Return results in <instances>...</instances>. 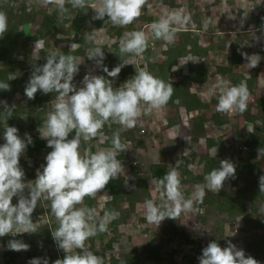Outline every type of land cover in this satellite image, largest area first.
<instances>
[{
  "label": "trees",
  "instance_id": "obj_1",
  "mask_svg": "<svg viewBox=\"0 0 264 264\" xmlns=\"http://www.w3.org/2000/svg\"><path fill=\"white\" fill-rule=\"evenodd\" d=\"M210 1L211 3L208 2L207 5L205 3L203 8H208L212 4L218 5L220 0ZM223 1L226 5L224 9L235 2V0ZM90 2L99 3V0H88V7L83 10L74 9L70 4H66L69 12L61 15L56 11L54 4L46 2L40 4L39 0H0V11L6 13L9 29L0 39V81H7L11 89L0 90V101L6 102L8 106L13 104L16 106L12 117L7 120L8 126L16 127L21 138L28 133L33 140V144L27 147L19 161L25 172V181L34 180L37 169H41V166L32 163V159L41 155L43 151L46 154L51 151L46 146V140L40 138L39 131L47 112L56 102L57 94L55 92L42 94L38 91L35 98L29 100L24 92L19 94L20 88H25L33 67L43 65L48 54L53 52L72 54L78 58V55L71 51V46L78 45L75 48L85 46L88 49L100 46L105 56L103 65L107 66L109 71L120 64L121 59L131 63L125 65L118 77L113 80L114 88L122 86L140 70L148 71L155 77L172 83L173 95L163 109L157 110L160 114L157 124L165 122L166 127L171 128L175 133L181 122L179 113L183 111L188 117L186 122L189 138L183 137L180 145L176 146L174 136L164 138L161 133L154 135L153 128L146 122L151 113L140 116L142 121L136 126L140 134L142 133L140 137L134 135L135 127L126 129L109 121L96 138L88 142L82 141L81 154L111 148L113 133L119 131L121 141L128 148L117 156L118 160L126 163L122 166L124 172H121L118 178L110 180L106 188L95 196L85 197L84 204L77 207L86 205L94 209L93 207L96 206L99 216H103L106 210H119L124 219H128L134 214L135 209H139L138 205H144L141 208L145 210L147 200H152L156 204L161 203L160 196H152L151 188L154 185L151 181L157 182V179H161L173 167H177L181 174V191L186 198L192 197L197 185L206 184L205 176L212 169L219 167L222 160L227 159L235 164L236 176L225 181L219 193L206 189L203 203L196 205L197 211L184 212L176 220L166 218L162 221L157 242L132 241V235L115 219L108 225L107 232H98L86 242L89 249L101 256L104 264H122L123 261L125 264H171L163 249L174 242L177 249H181L182 246L187 247L179 264H199L198 257L209 241L216 240L221 247L227 246L230 237L225 232V228L230 231L238 229L242 234L252 230L256 237L254 235L252 239L250 236L239 248L244 249L246 255L252 256L260 264L261 262L264 264V192L259 191V177L264 175V95L258 96L254 105L247 104V110L243 113L217 112L220 89H216V95H210L214 86L211 82L215 75L221 77L220 80L229 81L231 85L246 83L250 95L254 91L256 68H249L247 73L241 72L235 66L236 55L257 53L263 56L261 52L264 48V4L258 1L252 3L238 1L235 15L227 13L217 19L223 23L225 21L222 20L228 16L225 29L221 31L209 30L214 25L206 24L202 19V7L194 5L190 14L196 28L193 29L189 25L186 30L176 34L174 43L168 44L153 36L150 25L159 20L158 14L147 13L146 6L141 16L132 24L119 27L114 26L107 17L103 20L93 19L95 15L92 13ZM161 2L167 4L168 8L179 6L171 0H161ZM186 3L188 7L191 4L190 0ZM238 16L241 17L240 21L235 19ZM247 16H250L252 23L255 24L252 29L247 28ZM37 17H39L38 21H36ZM137 21L143 27L142 31L149 36L148 47L140 56L132 54L122 56L119 50L120 41L125 32L139 31L140 26H135ZM240 23H243L244 28L237 27ZM205 24L208 27L206 29ZM202 25L203 31H209L212 37L207 44L199 42ZM24 26L29 29H24ZM96 33L100 35L98 43L94 42L93 38ZM35 42H40V46L32 49ZM225 51L227 54L224 63L213 61V55ZM156 54H159L160 59L152 60V56ZM83 58V62L79 65V73L74 77V83L78 87L81 86L80 82L84 75L89 73L91 62L95 65L87 55H83ZM261 64H264V59H261L258 65ZM174 67H177L176 71H172ZM91 74L106 76V73L98 67ZM13 76L16 78L8 80ZM3 107L4 105L0 104V144L4 143ZM249 110L253 111L252 116L246 114ZM240 117L251 123L248 131L240 129ZM209 126L215 129L226 126L231 131L230 142L225 141L222 133L206 137ZM74 134L73 131L69 139ZM153 137L164 144L159 150L160 160H150L143 156L144 160L137 163L132 159L129 150L146 148ZM200 138L205 140L204 152L196 149V142ZM215 147L217 154L214 158L212 150ZM241 147H245V151H242ZM188 184L191 185L190 190ZM224 201L228 203L231 215L219 214L213 219L210 216L212 210ZM12 203H17L16 197L13 198ZM36 209L32 218L36 214L39 220L44 221L36 233L0 237V264H29L32 258L41 256L42 249L47 250L45 258L48 259L49 264L64 257L63 251L57 253L58 246L51 236V231H54L59 224L50 211V202L41 200ZM185 216H190L193 221L204 216L209 220V228L201 229L196 234L197 231L195 232L193 227L188 229L182 223ZM133 223L135 225V221ZM109 231L111 232L108 233ZM138 233L141 234V231ZM10 239L22 240L30 245V249L19 252L7 250L6 245Z\"/></svg>",
  "mask_w": 264,
  "mask_h": 264
},
{
  "label": "clouds",
  "instance_id": "obj_2",
  "mask_svg": "<svg viewBox=\"0 0 264 264\" xmlns=\"http://www.w3.org/2000/svg\"><path fill=\"white\" fill-rule=\"evenodd\" d=\"M45 2L54 4L61 15L69 12L66 4L81 10L88 7V0ZM145 6L150 7L148 0H99V4H93L91 9L95 10L93 19L103 20L107 17L114 26L126 27L141 16ZM189 25L196 28L191 14L177 10L153 22L150 30L156 39L172 44L176 34L186 30ZM8 30V17L0 11V39ZM148 41L149 36L144 31L125 32L120 41V53L122 56H140L147 49ZM241 55L247 60L249 68L257 67L261 59H264L257 53ZM87 58L93 60L106 76L85 74L79 87L74 83V77L79 73V65L83 61L72 54L53 52L46 56L43 65L33 67L24 88L27 99H34L38 91L42 94L55 92L57 98L39 131L40 138L46 140V146L51 151L47 153L46 163L37 169L36 178L32 181H25V172L19 161L33 140L28 133L21 138L16 127L8 126L7 120L12 117L16 106H8L6 102L0 101L4 105L5 114L4 143L0 144V237L36 233L38 230L32 214L41 200L50 202V211L59 224L51 231V236L65 253L62 259H56L53 264H104L103 258L93 253L86 242L98 232H107L108 225L118 216L112 210H106L103 216H99L95 209L77 205H83L85 197L95 196L106 188L110 180L124 172L117 156L128 148L121 141L119 131L113 133L111 148L94 153L85 152L82 155V141L96 138L109 121L126 129L135 127L142 114L163 109L174 92L171 82L145 70H140L122 86L114 88L113 80L125 65L131 63L121 59L122 62L109 71L103 65L105 56L100 46L90 49ZM176 70L177 67L172 69ZM15 78L13 76L8 80ZM217 88L220 89L217 112L243 113L247 110L250 93L246 83L231 85L229 81L221 80L213 86L210 95H216ZM0 90L10 91V84L0 81ZM73 131L75 134L69 139ZM216 154L215 147L212 150L214 158ZM235 176V164L227 159L222 160L219 167L205 176L206 184L197 185L192 197L186 198L181 191V174L177 167H173L161 179H157L156 187L160 190L161 203L145 201L146 221L159 226L166 218L176 220L182 212L197 211L196 205L203 203L206 189L219 193L225 181ZM259 191L264 192V175L259 177ZM14 197L17 198L16 204L12 203ZM6 248L17 252L28 251L30 245L19 239H10ZM198 261L199 264H260L231 241L221 247L216 240L209 241L202 249ZM29 264H49V261L47 258L36 257Z\"/></svg>",
  "mask_w": 264,
  "mask_h": 264
},
{
  "label": "rangeland",
  "instance_id": "obj_3",
  "mask_svg": "<svg viewBox=\"0 0 264 264\" xmlns=\"http://www.w3.org/2000/svg\"><path fill=\"white\" fill-rule=\"evenodd\" d=\"M41 1L40 4H44L45 0H39ZM174 0H171V2L173 3ZM179 1V0H178ZM177 1V2H178ZM188 1V0H186ZM240 0H235V2L231 5H229L230 7H227V9H224L226 7V5L223 3L222 0L219 1L218 5L217 4H212V6H210V8H203V5L206 3H208V0H190L191 4L188 6H186L187 4H183V5H179L178 8L173 9V8H168V6H164L165 3L159 1V0H148V4L149 6H146L145 11L148 12H154L158 14V19H160L162 16L166 15L167 13L173 12V11H177V10H181L184 11L186 13H191L193 12V9H191V7L193 8V6H198V7H202V19L203 21L207 24H213L214 27L212 26L209 30H213V31H221L225 29V24L227 23V17H225L222 21H225L223 23H221V21H217V19H219V17H223L224 15H226L227 13H230L231 15H235V8H237L238 4L237 2ZM245 2H249L252 3L253 1H258L261 4H264V0H242ZM186 3V2H185ZM91 6L93 4H99L97 2H90L89 3ZM250 6V5H249ZM248 6V8H249ZM190 8V9H189ZM232 8V10L230 9ZM247 8V9H248ZM92 13L93 15H95V10L92 9ZM236 20H241V17H235ZM39 20V17H37L36 21ZM207 20V22H206ZM246 23L247 24V28L248 29H252L255 24L252 23V18L250 16L246 17ZM217 22V23H216ZM205 24V25H206ZM137 25H139V22L137 21L135 23V26L137 27ZM243 23H240L239 26H237L238 28H244V26H242ZM140 28L139 31L143 30V27H141V25H139ZM204 26H201V31L199 33V42L201 44H207L208 42H210L212 40L211 35L207 32L203 31ZM206 28L207 25H206ZM205 28V29H206ZM24 29L28 30L29 27L24 26ZM145 29V28H144ZM261 31H263V28H261ZM94 42L98 43L100 41V35L98 33L94 34ZM40 46V42H35L32 46V49H37ZM82 47V48H81ZM79 48H75L73 46H71V51H74L77 55L78 58H80V60H84L83 55H88V51L90 49L86 48L85 46H81ZM227 52H221V53H217L215 55H213V61L217 62V63H224V58L226 56ZM261 54L263 55L262 57H264V48L262 49ZM211 56H209L208 58L210 59ZM139 58V57H138ZM139 59H143V58H139ZM156 59L159 60L160 56L159 54H156L155 56H152V60ZM236 61L237 64L235 65L237 68L240 69L241 72L247 73L249 70V64L247 62V60L244 58V56L241 55V53L239 55H236ZM135 62V61H134ZM135 64V63H134ZM96 65H90V69H89V73H91L94 69H96ZM255 72H256V87L254 89V91L252 92L251 95H249L248 97V101L247 104H251L254 105L255 100L258 96L260 95H264V64L258 65L257 67H255ZM258 73L261 74L260 77H258ZM259 78V79H258ZM221 77H218L217 75H215L213 77V80L211 82L212 85H217L221 80ZM214 83V84H213ZM208 91V90H207ZM206 91V92H207ZM22 92H24V87H21L19 90V94H21ZM205 92V93H206ZM248 116H252L253 115V111L249 110L248 113H246ZM179 117H182L180 120V124L177 126L175 133L173 132V130L171 128H167L165 125V122H161L160 124H157V120L160 119V114L159 112H157V110H154L151 113V116L148 117V120L146 121L147 124H149V126H151L153 128V133L154 135L161 133L162 136L164 138H168V137H173L174 136V143L176 146H179L182 138L183 137H188L189 138V131H188V124L186 122V119L188 118L187 116H185L183 114V111H181L179 113ZM187 117V118H186ZM186 118V119H185ZM144 119V118H143ZM163 120V118H162ZM141 118L139 117L136 123V126L140 123ZM240 126H241V130L242 131H248L251 128V123L249 121L243 120L242 117H240ZM135 126V130H134V135L136 137H140L142 135V133L140 134L139 130L137 129L138 127ZM222 132L221 129H215L213 127H208V129L206 130V137L208 136H213L216 133H220ZM231 133V131H229ZM228 131L223 132V137L226 140L227 143L230 142L231 140V136L230 133ZM216 134V135H217ZM103 137V136H101ZM204 142L205 140L203 139H199L196 142V149L197 151L200 152H204ZM146 143H148V141H146ZM150 144L147 145L146 148H137V149H130L129 153L130 155H132V159L135 160L137 163L142 162V160H144L142 157L145 156L150 160H160L159 158H161V154L159 153V150H161L164 146L163 142L161 140L155 139L153 137V139L151 141H149ZM46 152H42L41 155H39L38 157H35L34 159H32V163L35 164L36 166H42L46 163L45 161V157H46ZM123 172V171H122ZM152 185H154L153 188H151L152 190V196L154 197H159V189L156 187V181L152 180ZM191 189V185L188 184V190ZM141 207H144V205L139 206V209H135L134 210V214L129 216L128 219H124L123 214L121 213V211L116 210L115 212L118 213L117 216V220L120 222L119 224L122 226L123 229L127 230L128 233H130L132 235V241H141V240H147L150 242H157L159 241V233L161 230V224L159 226L149 223L146 221L145 218V210ZM96 211L98 210V208L93 207ZM142 209V210H141ZM37 210V209H35ZM184 214V212H182ZM181 213V214H182ZM212 214H210V216L214 219L216 218L219 214L220 215H231L230 211L228 210V203H226L225 201L222 202L221 204H219V206L216 207V209H213ZM40 215V214H39ZM33 222L36 223V227L37 229L40 227V225H42V223H44L43 220H39V218L35 216L32 218ZM135 221V225L134 222ZM182 223L184 224L185 227H187L188 229H194V231L198 234V232H200V230H205L209 228V220L207 218H200V219H196L195 221L191 220L190 216H185L182 220ZM134 225V226H133ZM228 228V227H227ZM138 231H141V234L138 233ZM239 230L237 229V231H230L227 230L225 228V232H227L228 236L230 237V241L237 245V247H241L242 244H245V242L248 240V238L251 236V238H254V235L256 237V234L252 232V230H248L247 232H244L243 234L238 232ZM111 231H109L108 233H110ZM161 240V238H160ZM198 240V237H197ZM55 248V247H54ZM164 253L166 254L167 257H169L171 264H179L181 261V257L184 255V253L187 251V247L182 246L181 249H177L175 243H171L170 246L166 247L163 249ZM57 253L61 252L62 250H60L59 248H56ZM41 256L40 258H45L47 255V250L46 249H42L41 250ZM107 257H109L107 255ZM51 259L53 260V258L51 257Z\"/></svg>",
  "mask_w": 264,
  "mask_h": 264
},
{
  "label": "crops",
  "instance_id": "obj_4",
  "mask_svg": "<svg viewBox=\"0 0 264 264\" xmlns=\"http://www.w3.org/2000/svg\"><path fill=\"white\" fill-rule=\"evenodd\" d=\"M178 0H174L173 1V3H179V5H183V4H188V3H185V2H188V1H186V0H179L178 2H177ZM192 1V0H191ZM223 1V0H222ZM208 2H210L211 3V1L209 0ZM223 3H224V1H223ZM164 6H167V4L166 5H164ZM230 7V6H229ZM173 9H176V8H178V7H172ZM209 8H210V6H209ZM230 9V8H229ZM230 10H232V8L230 9ZM206 22H207V20H206ZM261 76V74H259L258 73V77H260ZM259 79V78H258ZM218 129H221V131L222 132H220V133H218V134H221V133H223V132H225V131H230L226 126H224V127H219ZM230 133V132H229ZM217 134V133H216ZM215 134V135H216ZM214 136V135H213ZM230 136H231V133H230ZM226 141V140H225Z\"/></svg>",
  "mask_w": 264,
  "mask_h": 264
},
{
  "label": "built area",
  "instance_id": "obj_5",
  "mask_svg": "<svg viewBox=\"0 0 264 264\" xmlns=\"http://www.w3.org/2000/svg\"><path fill=\"white\" fill-rule=\"evenodd\" d=\"M241 150L242 151H245V147H241ZM123 165L122 166H125L126 165V163H124V162H121Z\"/></svg>",
  "mask_w": 264,
  "mask_h": 264
}]
</instances>
